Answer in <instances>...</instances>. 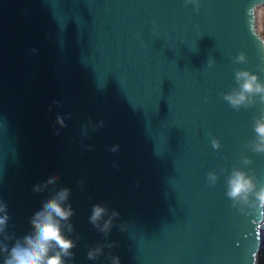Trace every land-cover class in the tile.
I'll return each instance as SVG.
<instances>
[{
  "label": "water",
  "instance_id": "95a60500",
  "mask_svg": "<svg viewBox=\"0 0 264 264\" xmlns=\"http://www.w3.org/2000/svg\"><path fill=\"white\" fill-rule=\"evenodd\" d=\"M261 3L199 0L197 11L186 0H0L9 248L68 188L74 215L64 232L76 243L68 264L113 256L120 264H258L264 209L233 206L226 180L233 169L251 171L264 188V154L249 147L264 103L257 96L236 110L223 96L238 87V70L264 82V49L247 15ZM241 53L246 62L236 63ZM96 204L108 209L101 226L120 213L108 236L89 222ZM107 244L114 247L88 259Z\"/></svg>",
  "mask_w": 264,
  "mask_h": 264
},
{
  "label": "clouds",
  "instance_id": "9594fccd",
  "mask_svg": "<svg viewBox=\"0 0 264 264\" xmlns=\"http://www.w3.org/2000/svg\"><path fill=\"white\" fill-rule=\"evenodd\" d=\"M187 3L196 6L199 11V0H186ZM250 17L249 28L251 34L259 42L261 49H264V3L255 4L247 10ZM236 63H245L246 56L241 53L236 58ZM209 61V67L212 66ZM264 71V67L261 68ZM237 88L223 96V99L233 108L239 110L241 107L248 108L256 103L259 96L260 102L264 103V82H261L257 75L249 71H236L235 73ZM255 140L249 145L255 153L264 154V115L255 120L254 123ZM215 149L220 148L218 140H212ZM245 165L251 161L245 159ZM251 173V174H250ZM58 177L52 175L47 183H54ZM219 177L216 173H208L207 180L210 185H215ZM258 179L255 172H245L233 169L226 180V196L234 203L250 205L257 209H264V188L258 190ZM33 193H40L39 184L32 188ZM71 191L63 188L51 198L47 199L42 207L30 218L29 224L31 231L22 238L15 239L9 248L6 241L13 239L7 235L6 229L10 216L8 205L0 200V256H3V264H68L73 259L74 253L71 251L76 247V243L64 232V225L74 215V210L70 203H67ZM243 212V208H241ZM264 214V213H262ZM108 215V209L100 204L92 207V214L89 222L105 236L111 232L114 220L118 219L120 213L113 210L107 220L101 226L100 221ZM68 230L72 231V225H67ZM121 230H125L124 225H120ZM78 239V238H77ZM103 247L112 248L113 244L96 246L92 248L87 257L89 260H96L103 254ZM111 264H120L119 257H111Z\"/></svg>",
  "mask_w": 264,
  "mask_h": 264
},
{
  "label": "bare ground",
  "instance_id": "6f19581e",
  "mask_svg": "<svg viewBox=\"0 0 264 264\" xmlns=\"http://www.w3.org/2000/svg\"><path fill=\"white\" fill-rule=\"evenodd\" d=\"M256 229H257V234H258V239H260L261 240V242H263V240H264V226H263V224H259V225H257L256 226ZM262 244V243H261ZM264 248H261V246H258V248H257V250H256V254L257 253H262V252H264V250H263ZM255 254V256H257Z\"/></svg>",
  "mask_w": 264,
  "mask_h": 264
},
{
  "label": "rangeland",
  "instance_id": "374dc122",
  "mask_svg": "<svg viewBox=\"0 0 264 264\" xmlns=\"http://www.w3.org/2000/svg\"><path fill=\"white\" fill-rule=\"evenodd\" d=\"M261 224H263V226H264V221H262V223ZM260 224V225H261ZM262 243V242H261ZM261 246V248H264V241H263V243L260 245ZM264 250V249H263ZM256 254V253H255ZM257 256H255L256 257V260H257V262H258V264H264V252H262V253H257L256 254Z\"/></svg>",
  "mask_w": 264,
  "mask_h": 264
}]
</instances>
